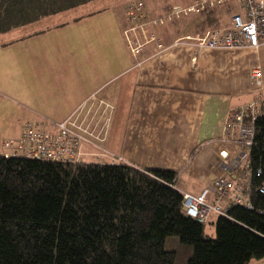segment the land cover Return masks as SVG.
<instances>
[{
  "label": "crops",
  "instance_id": "obj_1",
  "mask_svg": "<svg viewBox=\"0 0 264 264\" xmlns=\"http://www.w3.org/2000/svg\"><path fill=\"white\" fill-rule=\"evenodd\" d=\"M125 1L106 13L87 10L14 37L19 63L29 65L11 87L0 85V145L19 136L26 121L58 122L72 114L83 125L102 128L100 148L85 144L83 159L174 170L180 192L196 195L208 188L207 200H212L214 179L232 174L242 148L238 132L225 130L227 112L264 98V43L257 48L175 43L203 31L194 30L198 14H191L157 27L164 48L148 50L134 66L122 35ZM189 1L143 0L151 15ZM185 18L189 21L183 25ZM229 22V16L222 17V28ZM255 65L261 70L260 86L249 79ZM221 150L228 152L226 158ZM238 171L242 187L247 186L246 160ZM249 264H264V258Z\"/></svg>",
  "mask_w": 264,
  "mask_h": 264
},
{
  "label": "trees",
  "instance_id": "obj_2",
  "mask_svg": "<svg viewBox=\"0 0 264 264\" xmlns=\"http://www.w3.org/2000/svg\"><path fill=\"white\" fill-rule=\"evenodd\" d=\"M91 1L0 0V32ZM234 11L232 1L205 8L192 27L222 28V17ZM258 104L246 159L251 207L232 204L218 214L215 236L204 233L207 222L183 214L174 170L0 154V264H249L264 258L262 176L255 173L264 172V98Z\"/></svg>",
  "mask_w": 264,
  "mask_h": 264
},
{
  "label": "built area",
  "instance_id": "obj_3",
  "mask_svg": "<svg viewBox=\"0 0 264 264\" xmlns=\"http://www.w3.org/2000/svg\"><path fill=\"white\" fill-rule=\"evenodd\" d=\"M229 1L233 0H190L184 4L173 3L164 12L151 15L143 0H126L123 4L126 25L122 28V35L133 65L141 64L148 50L157 53L164 48L156 33L157 27ZM234 5L235 11L230 16L228 26L188 34L178 38L175 43L187 41L196 48H257L264 43V0H234ZM249 79L256 86H260L261 70L258 65L251 68ZM260 112L258 101L231 108L227 112L225 130L229 134L236 130L242 144L237 160L231 166L232 174H221L214 179L212 200H207L208 188L196 195L181 192L183 214L199 223H206L211 213L226 215L232 204L251 207L249 183L242 187L238 170L247 159L248 147L254 139L253 122ZM101 130L102 128L96 130L95 127L83 125L72 114L58 122L48 119L26 121L22 124L19 136L6 138L1 142L0 154L6 158L24 157L73 163L83 160L82 148L85 144L100 148L99 142L103 140ZM219 154L223 158L228 156L225 150L219 151ZM255 173L262 176L258 191L264 197V172L257 168Z\"/></svg>",
  "mask_w": 264,
  "mask_h": 264
},
{
  "label": "rangeland",
  "instance_id": "obj_4",
  "mask_svg": "<svg viewBox=\"0 0 264 264\" xmlns=\"http://www.w3.org/2000/svg\"><path fill=\"white\" fill-rule=\"evenodd\" d=\"M123 1L125 0H94L89 3H86L85 5L77 7L76 9H73V10L70 9V11L64 10L60 12L59 15L51 17V19H46L47 21L38 20L39 23H34L30 27H25V28L19 27L17 29H13L7 32H0V46L2 47L0 49V85L11 87L12 81H13L12 79L15 78L19 72L21 73L23 71L24 66H27L28 68L29 64L27 62L19 63V60H18L19 53L16 52V43H15L16 41H14V37L17 34H19L20 32L26 31L27 29L38 28L42 26L43 22L51 23V22H54L55 20L67 19L68 17H72L71 15L79 14L87 10L94 11L96 14L99 15V13L96 11L105 12L107 9H111L113 6H120ZM160 1H168V0H160ZM27 44L25 46H27ZM22 47L23 45H20V48ZM9 119H10V116L7 118V120ZM93 127L96 128V126H93ZM86 160L92 162L97 159H93L92 157H86ZM217 216L218 214L215 215V213L210 214L209 220L204 225L205 234L210 235V236H215V221H216Z\"/></svg>",
  "mask_w": 264,
  "mask_h": 264
}]
</instances>
